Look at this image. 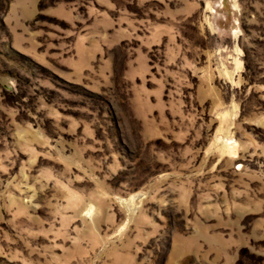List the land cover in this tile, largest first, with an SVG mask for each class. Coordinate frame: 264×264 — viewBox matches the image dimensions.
Returning a JSON list of instances; mask_svg holds the SVG:
<instances>
[{"label": "rangeland", "instance_id": "374dc122", "mask_svg": "<svg viewBox=\"0 0 264 264\" xmlns=\"http://www.w3.org/2000/svg\"><path fill=\"white\" fill-rule=\"evenodd\" d=\"M0 264H264V0H0Z\"/></svg>", "mask_w": 264, "mask_h": 264}]
</instances>
